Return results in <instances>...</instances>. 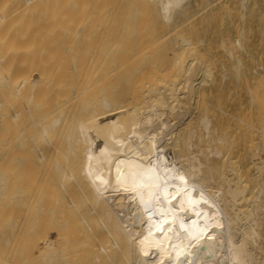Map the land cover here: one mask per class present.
<instances>
[{"label":"bare ground","instance_id":"1","mask_svg":"<svg viewBox=\"0 0 264 264\" xmlns=\"http://www.w3.org/2000/svg\"><path fill=\"white\" fill-rule=\"evenodd\" d=\"M194 1L0 0V264H264L262 183L179 149L210 76L165 45Z\"/></svg>","mask_w":264,"mask_h":264},{"label":"rangeland","instance_id":"2","mask_svg":"<svg viewBox=\"0 0 264 264\" xmlns=\"http://www.w3.org/2000/svg\"><path fill=\"white\" fill-rule=\"evenodd\" d=\"M196 1L192 2L190 7L184 12L177 15L176 22L170 29L173 34L170 33L168 35L167 39L169 41L167 40L165 45L168 48L171 47L179 35L189 38L194 44H197L194 48L197 49L195 50L196 52H193V56H188L189 59L191 58L189 62L184 59L183 67L191 63L193 65L191 64L190 66L194 67L195 65L196 69L206 65L210 76L208 85L206 84L200 90L193 111L194 119H188L187 124L184 123L185 125L179 127L178 139L183 137L184 141L190 140L189 142L186 141L185 145H182L183 138H181L179 149L184 152H182L183 154H188L187 156H193L194 154L201 162L202 169H209L214 173L216 171L221 173L222 171L229 177H235L231 169L235 170L236 168L237 172L239 169L238 176L241 173L240 170L243 171V177H241V174L239 177L243 181L244 179L246 180L244 182L247 187L259 186L260 182L262 183L261 186L263 185L264 187V33H262L264 32V0H244L243 6L242 0ZM236 39L240 41L239 46L234 41ZM171 41L173 43L169 44ZM197 52L198 54L196 55L195 53ZM197 56L199 58L195 60ZM164 59L160 62L163 64L167 63V65L165 64L166 66L173 62V60L169 62L170 58ZM151 61H136V64L138 62L137 65L141 67L138 69H142V66L147 69L146 65L149 66L152 62L160 63L157 60ZM133 64L135 65V63ZM134 75L133 73L131 77L133 78ZM126 80V78L122 77L119 85H125ZM178 91L177 97L181 107L180 104L177 105V110L179 112L183 110L184 112L182 111V113H188L189 111L186 110H190V106L185 100L186 96L181 93V90ZM204 92L205 94H203ZM255 99L256 101H254ZM199 104L201 105L199 106ZM164 112V116L173 121L176 120L171 116L169 110L165 109ZM204 116H207L206 119L209 122L208 132H205L201 125L202 123H199ZM249 124L253 125V127H249ZM255 125L256 128H254ZM190 129H194L191 131L194 134L189 133L188 135ZM255 129H260L261 132L260 130L255 131ZM189 136L190 139L188 138ZM192 137L194 138L192 139ZM199 138L201 141H199ZM219 138L224 144L220 141L218 142ZM188 143L191 144L188 145ZM193 143L196 145L193 146ZM220 144H223V146ZM207 147L209 148L207 149ZM219 151H221L219 156L221 157L222 155L223 159L215 155V152ZM229 166L230 168H228ZM222 168L225 171L221 170ZM252 179H257L258 185H254L256 181H253L252 184L250 181ZM248 182L251 186H254L251 187ZM263 187L262 191L264 190ZM255 188L257 189V187ZM263 195L264 193L261 196L262 201H264ZM260 220V235L264 237V216ZM260 261H262L260 263L264 262L263 259ZM99 263L107 264L104 262ZM29 264H32V262Z\"/></svg>","mask_w":264,"mask_h":264}]
</instances>
